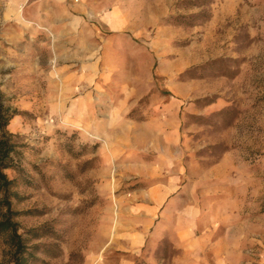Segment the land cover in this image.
Here are the masks:
<instances>
[{
	"label": "rangeland",
	"instance_id": "obj_1",
	"mask_svg": "<svg viewBox=\"0 0 264 264\" xmlns=\"http://www.w3.org/2000/svg\"><path fill=\"white\" fill-rule=\"evenodd\" d=\"M37 1L0 0L27 264H264V0Z\"/></svg>",
	"mask_w": 264,
	"mask_h": 264
},
{
	"label": "trees",
	"instance_id": "obj_2",
	"mask_svg": "<svg viewBox=\"0 0 264 264\" xmlns=\"http://www.w3.org/2000/svg\"><path fill=\"white\" fill-rule=\"evenodd\" d=\"M16 110L6 104L3 93L0 91V237L6 236L10 246L9 264H27L26 246L21 235L17 234V224L12 222L13 216L18 215L11 210L10 197H17L12 192L15 181L10 180L4 173L5 170L21 172L18 160L21 154L18 149L21 147L14 139L7 127ZM141 264V263H138Z\"/></svg>",
	"mask_w": 264,
	"mask_h": 264
},
{
	"label": "crops",
	"instance_id": "obj_3",
	"mask_svg": "<svg viewBox=\"0 0 264 264\" xmlns=\"http://www.w3.org/2000/svg\"><path fill=\"white\" fill-rule=\"evenodd\" d=\"M28 0H8V6L11 8L10 11H13L16 9L17 16L16 20L24 22L26 24H30V21H27L24 19V15H22V12L19 11V9H23V6L26 4ZM36 12L38 14L42 12H47L50 16V21H47V23H41L36 24L38 28L43 29L45 31H50L49 29L57 26H63L64 30L62 32H70L72 29L77 27H82L81 22L79 20H72L70 18H67L64 13L68 12V7H72L70 3H67L66 0H38L36 5ZM21 12V15L19 14ZM91 69V68H90ZM86 71V86L90 85V82L87 83V75L90 74L91 70L85 69ZM136 254L134 251L130 253V255H126L122 257V264H133L135 261Z\"/></svg>",
	"mask_w": 264,
	"mask_h": 264
},
{
	"label": "built area",
	"instance_id": "obj_4",
	"mask_svg": "<svg viewBox=\"0 0 264 264\" xmlns=\"http://www.w3.org/2000/svg\"><path fill=\"white\" fill-rule=\"evenodd\" d=\"M75 1H77V0H75Z\"/></svg>",
	"mask_w": 264,
	"mask_h": 264
}]
</instances>
